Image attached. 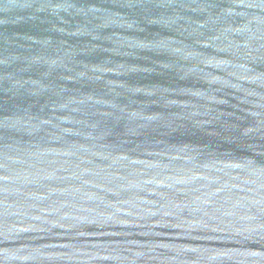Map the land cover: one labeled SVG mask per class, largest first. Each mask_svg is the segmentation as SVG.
<instances>
[{"label": "water", "instance_id": "95a60500", "mask_svg": "<svg viewBox=\"0 0 264 264\" xmlns=\"http://www.w3.org/2000/svg\"><path fill=\"white\" fill-rule=\"evenodd\" d=\"M0 264H264V0H0Z\"/></svg>", "mask_w": 264, "mask_h": 264}]
</instances>
